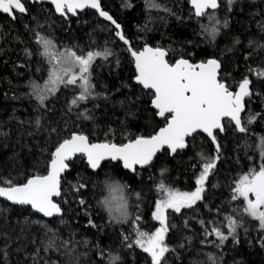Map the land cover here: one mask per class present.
Listing matches in <instances>:
<instances>
[{
  "label": "snow or ice",
  "instance_id": "6c2138e0",
  "mask_svg": "<svg viewBox=\"0 0 264 264\" xmlns=\"http://www.w3.org/2000/svg\"><path fill=\"white\" fill-rule=\"evenodd\" d=\"M183 3L197 39L165 44L152 34L185 20L161 0L132 32L135 0L121 15L0 0V97L25 113L0 119V264H226L229 242L264 248V0Z\"/></svg>",
  "mask_w": 264,
  "mask_h": 264
},
{
  "label": "trees",
  "instance_id": "16d2710c",
  "mask_svg": "<svg viewBox=\"0 0 264 264\" xmlns=\"http://www.w3.org/2000/svg\"><path fill=\"white\" fill-rule=\"evenodd\" d=\"M162 3L167 4L169 7H176L177 10L182 9L181 14L184 16V20L185 23H180L178 21H175V19H171L169 21V24L167 26V28H161L160 31H157L155 33L152 34L153 36V40H160L161 36H160V32L164 33L165 39L162 41L163 43L167 44L170 43L171 41L168 39L169 37H171L172 40H176V41H181V40H185V39H197V37L193 36V29L197 27L196 25V21L195 19L188 21V6L185 5L183 3V0H161ZM120 3V0H107V5L109 8L112 9V11L118 15H121V13L117 12V7ZM135 3L137 5V8L135 11H131V12H125L122 13L123 16H126L127 19L124 20L123 22L125 23L127 29L129 30V32L135 31L134 25L137 23V21H143L144 16L142 15L143 13V0H135ZM85 19H90V17H84ZM244 19H246V17H242ZM205 23H207V21H204ZM9 21L3 16L0 15V24L5 26V29H8V25H9ZM15 28L20 29L21 30V34L23 35V31H22V25L20 24H16L14 25ZM57 27H59V21H57ZM157 27H159V25H157ZM253 30L255 31V25L253 24ZM234 28L236 30L239 29V25H234ZM73 33L72 35L76 36L79 41L82 44H87L88 43V37L85 35L86 32L90 31L91 29L88 27H83L82 29H77L76 27V22H75V18H73ZM58 35H60L62 38L66 39L68 36V33L64 32V33H60L57 32ZM16 35V32L13 31L12 32V37H14ZM9 39H11V37H9ZM98 39H103V36H99ZM226 41L224 40L223 37L220 38L219 43L221 44V46H223V44ZM5 47H16L15 45V41H13L11 44H5ZM178 46V45H176ZM17 51H19V49H17ZM7 58V57H5ZM13 59H15V55H13L12 57ZM11 69H2V65H0V75H8L10 73ZM98 72L101 73V77L102 79H107V68L104 69H97ZM24 78L20 79V83H23ZM15 82V81H14ZM6 88V85L4 84H0V92H2L4 89ZM63 102V101H61ZM13 104H15V106L17 108H20V112H18V115L23 116L25 113L23 112V108L21 107V102H11V101H4L2 99V97H0V119H6L7 118V114L11 111V108L13 106ZM23 107H27V102H23ZM135 129V125L133 126V130ZM257 131H259V129H257ZM10 154L9 150H4L3 153H0V160H4L6 159V156ZM75 174L73 173L72 175H69L67 177L68 180H73V176ZM173 177L176 176V173L174 172ZM145 178H147V174H145ZM100 179H103V176L100 177ZM184 178H181V182L178 183L176 186L177 187H184V183H183ZM97 196H100L101 194L99 193V191H97L96 193ZM94 202V201H93ZM13 215L15 216V213H13ZM81 225L84 223L83 220L80 221ZM252 236L255 237L256 236V232L253 231ZM104 243L107 244L109 243V241L105 238ZM232 244L229 242L226 246V248L224 249V251L227 253V255L225 256V261L226 264H233V260L235 259L236 261L240 262V264H264V248L260 247L259 241L258 240H253L251 245L249 244L248 241L244 240L243 238L241 239V243L240 245L235 249L232 250ZM207 250H211V249H207ZM198 257L196 256H191L189 257V259H197ZM93 259H99L98 256L93 257ZM130 260V258H129Z\"/></svg>",
  "mask_w": 264,
  "mask_h": 264
}]
</instances>
